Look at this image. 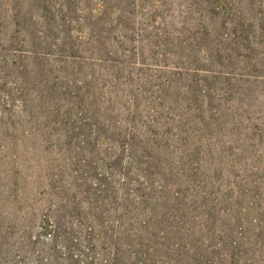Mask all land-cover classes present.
I'll return each instance as SVG.
<instances>
[{
    "label": "trees",
    "instance_id": "obj_1",
    "mask_svg": "<svg viewBox=\"0 0 264 264\" xmlns=\"http://www.w3.org/2000/svg\"><path fill=\"white\" fill-rule=\"evenodd\" d=\"M26 1L31 8L25 16L17 6V20L34 21L35 6H42L47 13L41 18L64 38L51 43L56 51H16L0 77L13 102L7 103L13 113L4 109L0 139L8 141L0 146L18 147L23 126L25 138L49 136L79 172L84 161L95 173L96 184L83 192L85 216L73 210L78 221L62 225L65 264H264V100L256 101L264 97V51H212L215 45H209L203 54H174V60L193 64L185 69L167 61L170 52L162 64L136 63L135 51L120 40L111 43L105 30L98 47L83 51L85 42L73 35L81 18L71 21L77 29L66 19L67 11L76 13L71 4L61 9L63 23L52 26L56 14L49 4ZM204 2L211 22L200 21L198 33L211 44L218 19L221 27L235 23L228 21V0ZM110 11L106 5L96 24L106 22ZM261 14L264 27V5ZM238 16L243 21L236 27L250 32L248 14ZM93 19L91 12L86 22ZM35 39L33 44H44ZM175 43L186 49V40ZM226 62L243 63L244 73L216 69ZM12 69L16 77L9 82ZM78 180L75 198L83 189ZM59 225L53 224L55 231Z\"/></svg>",
    "mask_w": 264,
    "mask_h": 264
},
{
    "label": "rangeland",
    "instance_id": "obj_2",
    "mask_svg": "<svg viewBox=\"0 0 264 264\" xmlns=\"http://www.w3.org/2000/svg\"><path fill=\"white\" fill-rule=\"evenodd\" d=\"M228 1L229 8H232L228 21L235 24L228 23L226 27H221L224 20L218 19L219 23L210 38L211 44L209 39L198 33L200 21L211 22V17L207 19V4L204 0H44V5L49 4L53 8L56 16H51L49 24L55 26V23H63L61 16L63 5L68 7L71 4L76 13L67 11L66 19L74 29H77L78 26L71 21L72 19L78 21L81 18L80 30H75L73 35L81 37L85 42L83 51H91L92 46L98 47L97 41L100 39L98 35L105 30L104 36L110 39L111 43L112 39H117L128 51H135L136 63L148 61L162 64L165 61L162 55L170 52L167 61L182 63L181 66L185 69L193 67V64L189 61L174 60L173 56L177 52L199 51L203 54L204 51H209V45H215L212 51H218L217 49L230 51L229 47L241 54L253 52L251 50L253 48L257 49L254 51H264L262 38L264 27L261 16L264 0ZM39 4L42 5V2ZM106 5L110 6V18L104 23L96 24L95 17L99 16ZM17 6L24 7L25 16L31 8L26 0H0V77L5 76L6 69H11L10 64L14 62L16 51H56L51 43H59L58 38L61 36L56 29H49L46 21L48 18L46 20L41 18L40 15L46 16L47 13L42 6H35L36 18L26 23L14 17ZM91 12L94 19L88 23L86 17ZM241 13L248 14L247 22L252 25L250 32L236 27V24L243 21L242 17L238 16ZM212 14L215 17L223 16ZM224 33L229 37L226 38ZM181 34L183 38L180 37ZM39 36L44 40L42 46L33 44L35 37ZM183 40L187 41L184 45L186 49L175 43L178 41L181 44ZM245 40L249 41L250 45ZM143 51H146V55ZM159 59H162V62H158ZM215 67L219 71L232 69L237 73H244L243 63L232 66L226 62ZM154 69L140 67V72L153 76L156 72ZM12 71L11 78L7 80L9 82L16 77V70ZM182 81L186 85L190 83L187 78ZM224 89H227V86ZM182 97L188 98L187 95ZM263 100V96L256 97L257 103ZM7 103L13 102L6 98V91L0 84V127L7 118L4 110L8 106ZM19 105L18 103L17 107ZM10 109L11 107H7V110L13 113ZM256 116L258 117V114ZM20 128L19 139L22 141L18 147L0 146V264H65L67 261L64 226L67 227L69 221H78L71 216L73 210L85 216L84 208L87 207V203L83 192L84 190L88 192L90 185L96 184V175L89 170L83 160L84 167L79 172L75 160L69 163L64 148L57 140L55 142L48 140L49 136L37 139L34 136L30 140L29 137L25 138L29 132L23 129V126ZM0 131L5 129L0 128ZM7 141L1 138L0 144ZM56 174L57 176H54ZM78 179H81L83 189L75 198L73 194L78 192L75 190ZM92 199L94 200L92 205L99 208L101 203L97 202L95 196ZM73 201L76 206L71 204ZM56 221L61 223L59 226L64 225L59 232L55 231L56 228L53 226L56 225ZM94 244L99 246L97 238ZM101 253L105 255L104 261L108 262L107 252L101 249Z\"/></svg>",
    "mask_w": 264,
    "mask_h": 264
}]
</instances>
